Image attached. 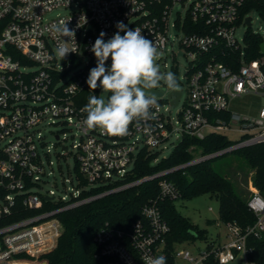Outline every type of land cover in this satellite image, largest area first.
<instances>
[{"label":"built area","instance_id":"obj_1","mask_svg":"<svg viewBox=\"0 0 264 264\" xmlns=\"http://www.w3.org/2000/svg\"><path fill=\"white\" fill-rule=\"evenodd\" d=\"M185 1L0 0V219L17 212L18 204L30 210L0 226V264L38 259L52 250L63 230L60 212L149 181L157 182L159 192L142 205V216L130 228L106 222L96 232V264H146L148 258L160 255L166 257V264H207L211 256L218 264H254L249 239L264 233V196L260 191L247 199L256 216L253 224L245 228L227 224L226 240L211 238L196 252L186 246L170 247L171 227L161 202L181 197L172 174L264 142V106L257 118L229 107L232 98L243 94L264 96V52L260 47V55L249 57L245 43L248 29L264 39L252 29V12L264 20V0H190L187 5ZM177 3L184 5L183 11L175 9ZM57 9L66 13L52 16ZM61 20H69V29L76 33V43L65 45L75 52L63 60L54 54L61 41L52 31ZM118 21L130 29L140 28L142 35L154 42L159 56L164 55L165 66L170 55L178 72L175 46L182 49L186 60L184 75L177 77L180 88L167 94L153 90L159 110H152L153 119L133 121L124 137L83 125L89 96L102 93L100 87L91 90L86 83L97 63L91 47L101 31L106 33V41L111 38L118 31ZM243 24L247 28L240 38L237 31ZM110 65L111 58L106 62ZM172 107H180L175 115ZM51 124L79 132V140L71 143L76 150L75 164L72 169L68 166L69 177L64 178L73 186L61 196L54 188L44 190L52 173L44 162L48 159L49 165L53 164L51 148L62 157L71 150L63 142L68 138L66 130L54 133V141L43 132V127ZM219 131H235L240 137L207 154L191 146L194 156L189 160L129 178L139 159L151 157L152 164H157L169 156L162 155L169 142L172 152L186 136L203 139ZM105 185L112 186L91 193L92 188Z\"/></svg>","mask_w":264,"mask_h":264},{"label":"trees","instance_id":"obj_2","mask_svg":"<svg viewBox=\"0 0 264 264\" xmlns=\"http://www.w3.org/2000/svg\"><path fill=\"white\" fill-rule=\"evenodd\" d=\"M2 24L3 22H0V29ZM263 41L260 34L248 29L245 34L247 56L260 55V44ZM233 142L234 140L215 132L203 139L186 136L169 156L161 159L157 164H152L151 157L139 159L134 166V174H131L129 178L189 160L194 156V152L189 151L191 146H195L196 152L207 154L223 149ZM233 153L247 164L252 172V185L264 196V142L235 149ZM224 154L189 166L184 172L178 171L172 174V178L181 190L180 198L208 192L220 200V217L225 225L234 224L245 228L256 220L254 212L247 205L246 197H249L251 190L248 195L243 194L235 183L215 168L214 160ZM109 186L112 185L94 187L91 193H97ZM158 192L157 182L149 181L60 212L59 218L63 225L61 235L56 246L41 257L47 264H96L97 245L94 241L96 232L106 222L112 226L130 228L133 221L142 216V205L155 197ZM175 201L165 199L161 202L163 215L171 227L168 238L170 247L174 248L186 240L192 242L196 237H204L208 244L211 238L209 239L204 231L180 213ZM15 209L18 211L0 219V226L30 213V210L24 208L22 204L16 205ZM249 245L253 247L250 254L253 263L264 264V233L261 237H251ZM18 256L27 257L26 254ZM207 264H218V262L211 256Z\"/></svg>","mask_w":264,"mask_h":264},{"label":"clouds","instance_id":"obj_3","mask_svg":"<svg viewBox=\"0 0 264 264\" xmlns=\"http://www.w3.org/2000/svg\"><path fill=\"white\" fill-rule=\"evenodd\" d=\"M68 21L61 20L52 26L61 41L54 54L61 60L75 52L65 46L76 43L75 30L69 29ZM116 28L118 31L107 41L106 33L101 31L91 47L97 63L90 69L86 83L91 90L100 87L102 93L89 96L83 109L87 113L83 125L88 129L98 128L107 135L124 137L129 135L133 121L153 119L152 110H159L158 98L150 90L162 86L178 90L180 83L173 72H161L157 63L158 49L152 40L142 35L140 28L130 29L120 21ZM109 58L110 67L106 66ZM146 264H166V257H150Z\"/></svg>","mask_w":264,"mask_h":264},{"label":"rangeland","instance_id":"obj_4","mask_svg":"<svg viewBox=\"0 0 264 264\" xmlns=\"http://www.w3.org/2000/svg\"><path fill=\"white\" fill-rule=\"evenodd\" d=\"M190 0L185 1V5L189 4ZM175 9L182 10L184 9V5L177 3ZM58 13H66L64 9H57L51 13L52 16H55ZM253 21H252V29L260 32L264 35V20L260 17V15L256 12H252ZM246 25L243 24L239 27L237 31V35L241 38L243 33L246 30ZM174 50L176 52L177 59L179 60L178 72L175 70L173 66L174 61L171 56H167V66L164 65V55H160L158 57L157 63L160 66V70L162 72H173L178 78L184 75L186 60L183 56V51L181 48L175 46ZM175 65V64H174ZM165 92L166 94L170 91L167 87L162 86L158 89ZM187 96V91L185 89L183 98ZM264 106V96L255 93L243 94L242 96L232 98L230 102V109L240 112L243 115L251 116L257 118L259 115L260 109ZM180 107H172L171 113L173 115L179 110ZM67 131L68 138L63 140L64 143L69 144L70 152L68 155L62 157L58 156L55 148H51L49 153V159L53 161L52 165H49L48 159H45V165L47 171H51L52 173L48 176L49 181L44 184V190H48L50 188H54L56 190V194L63 195L65 193L71 192V187L73 186L69 182H64V178L69 177V172L67 170L72 169L75 164V148L72 147L71 143L74 140H79V132L77 128H73V130L64 129L61 124H51L43 127V132L47 135V137L54 141V133L58 131ZM220 134L225 135L231 140H237L240 137V133L235 131H219ZM75 135V136H74ZM74 136V137H73ZM174 141L177 139L174 138ZM50 144V143H49ZM172 144L168 143L167 147L162 149V155H169L172 150ZM62 166V167H61ZM215 168L222 173L225 177L229 178L233 183H235L236 187L241 189L243 194L248 195L250 190L256 189L251 182L252 172L248 168L247 164L236 154L232 152H227L223 156L218 157L214 160ZM55 181V184L53 183ZM248 197H246L247 199ZM177 209L180 213L187 217L191 222L199 227L202 231H204L205 235L210 238H216L217 240L224 241L226 240V225L222 222L220 217V200L211 195L208 192H201L197 195L190 197H183L177 199L175 201ZM207 241L204 237H196L194 241H183L178 244L180 247H188L193 252L197 251V247L204 248L206 246ZM18 264H47L46 260L42 257L38 259H30V260H21Z\"/></svg>","mask_w":264,"mask_h":264},{"label":"water","instance_id":"obj_5","mask_svg":"<svg viewBox=\"0 0 264 264\" xmlns=\"http://www.w3.org/2000/svg\"><path fill=\"white\" fill-rule=\"evenodd\" d=\"M246 23H247L248 26L251 24V17L250 16H248L246 18ZM260 47H261V50L264 52V42H262L260 44ZM173 92H175L177 95L180 94V91H173ZM158 93H161V91H158ZM176 102H177V99L174 100V103H176Z\"/></svg>","mask_w":264,"mask_h":264},{"label":"bare ground","instance_id":"obj_6","mask_svg":"<svg viewBox=\"0 0 264 264\" xmlns=\"http://www.w3.org/2000/svg\"><path fill=\"white\" fill-rule=\"evenodd\" d=\"M256 191H258V190L257 189L251 190V193L249 194V196H251Z\"/></svg>","mask_w":264,"mask_h":264},{"label":"crops","instance_id":"obj_7","mask_svg":"<svg viewBox=\"0 0 264 264\" xmlns=\"http://www.w3.org/2000/svg\"><path fill=\"white\" fill-rule=\"evenodd\" d=\"M214 239H216V238H214Z\"/></svg>","mask_w":264,"mask_h":264}]
</instances>
